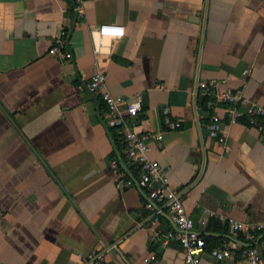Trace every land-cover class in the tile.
<instances>
[{"label": "crops", "instance_id": "obj_1", "mask_svg": "<svg viewBox=\"0 0 264 264\" xmlns=\"http://www.w3.org/2000/svg\"><path fill=\"white\" fill-rule=\"evenodd\" d=\"M104 23L123 36L100 43ZM63 27L66 59L49 51ZM96 71L113 94H145L134 128L162 132L149 157L209 236L196 264H249L243 232L200 219L264 221V131L242 117L224 122L222 139L209 136L206 122L213 111L226 119L225 104L206 106L199 83L264 107V0H86L82 14L72 0H0V264H75L93 249L104 264H145L151 253L150 264H191L176 239L158 237L176 230L167 211L157 219L160 203L116 184L111 158L136 170L87 88ZM167 116L182 126L167 128ZM228 243L225 259L211 254Z\"/></svg>", "mask_w": 264, "mask_h": 264}, {"label": "built area", "instance_id": "obj_2", "mask_svg": "<svg viewBox=\"0 0 264 264\" xmlns=\"http://www.w3.org/2000/svg\"><path fill=\"white\" fill-rule=\"evenodd\" d=\"M85 1L72 0L73 9L76 13L82 14L84 12ZM96 32L101 43L106 36L110 38L123 36L124 26L115 23H104L96 29ZM49 51L62 59L69 57L66 28L63 27L55 35L51 41ZM199 87L207 97L205 102L209 108L213 109L219 103L225 104L223 110L226 114V119L215 111L210 114L206 122L209 136L222 139L221 131L224 122L234 123L242 117H247L253 126L260 131H264V122L262 121L264 107L262 105L249 101L243 107L244 99L240 91H217V82L215 81H201ZM87 88L93 95L99 96L104 101L107 121L109 125L114 126L122 135L124 153L129 165L136 170V176L129 175L116 156L111 158L110 166L115 175L117 186L123 188L132 186L137 182L139 186L146 189L149 197L160 203L156 210L157 219L165 210L176 226V230L167 231L163 235H158V237H163L164 243H167L169 239H176L184 248L185 261L191 264L198 263L200 254L205 249V239L194 230L197 218H194L186 211L180 198L181 191L169 186L168 177L162 172L161 166L149 157V142L151 140H161L163 134L161 131L146 132L138 131L134 128L133 119L142 109L141 98L137 97L130 100L124 95L111 93L107 87L106 73L103 71H96L90 77ZM164 111L168 113V107H165ZM165 121L166 127L169 129L182 126L180 120H172L168 116ZM212 216L218 217L220 221L225 223L231 233L243 232L251 241L250 245L242 249V254L249 264H264L261 261L262 252L264 251V238H261L264 232V221L240 220L230 215L209 211L201 217L200 222ZM231 246L228 243L223 247H214L211 249V254L218 260L225 259L232 252ZM156 258L157 255L151 253L144 258V262L145 264H150ZM104 262L105 251L93 249L85 254H80L75 264H104Z\"/></svg>", "mask_w": 264, "mask_h": 264}, {"label": "water", "instance_id": "obj_3", "mask_svg": "<svg viewBox=\"0 0 264 264\" xmlns=\"http://www.w3.org/2000/svg\"><path fill=\"white\" fill-rule=\"evenodd\" d=\"M142 105L145 106V94H143V97H142ZM121 163L128 170L127 166L125 165V162L121 161ZM136 185H138L137 182H136Z\"/></svg>", "mask_w": 264, "mask_h": 264}, {"label": "trees", "instance_id": "obj_4", "mask_svg": "<svg viewBox=\"0 0 264 264\" xmlns=\"http://www.w3.org/2000/svg\"><path fill=\"white\" fill-rule=\"evenodd\" d=\"M205 236V241H206V239L209 237V236H206V235H204Z\"/></svg>", "mask_w": 264, "mask_h": 264}]
</instances>
